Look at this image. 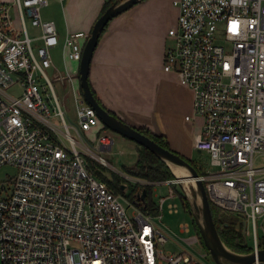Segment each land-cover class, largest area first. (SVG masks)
Here are the masks:
<instances>
[{"label": "built area", "instance_id": "obj_1", "mask_svg": "<svg viewBox=\"0 0 264 264\" xmlns=\"http://www.w3.org/2000/svg\"><path fill=\"white\" fill-rule=\"evenodd\" d=\"M172 4L177 19L167 32L163 70L192 91L193 116L202 118L193 146L215 169L201 176L209 200L245 222V245L250 223V247L257 250L259 220L264 235V0ZM46 5L0 2V168L16 170L0 186L1 264H202L198 258L209 257L207 251L197 259L185 250L163 255L159 247L168 239L156 227L161 215L115 195L88 170L87 158L110 166L82 146V134L101 152L113 144L79 91V70L66 66L80 64L89 35L65 36L60 71L52 57L56 26L41 18ZM27 19L38 35L29 33ZM54 82L71 87L77 125L67 124ZM114 172L131 184H169L159 213L176 196L175 180L150 183ZM194 237L185 242L200 243Z\"/></svg>", "mask_w": 264, "mask_h": 264}, {"label": "crops", "instance_id": "obj_2", "mask_svg": "<svg viewBox=\"0 0 264 264\" xmlns=\"http://www.w3.org/2000/svg\"><path fill=\"white\" fill-rule=\"evenodd\" d=\"M105 1H59L62 3V32L54 20L44 19L41 15L43 20L56 26L60 52L68 33L90 34ZM172 1L143 0L114 18L93 54L89 83L108 112L115 113L135 128L146 127L156 135L165 136L173 151L188 158L195 150L193 141L200 132L201 123L199 126L194 123L197 118L193 116L192 91L182 86L173 72L163 70L165 48L171 43L167 32L177 19V9ZM27 23L30 24L28 19ZM30 27L34 29L33 34L29 32L31 35L39 34V29L31 24ZM38 44L36 41L35 45ZM79 65L66 63L71 69L79 70ZM186 116L192 119L186 120Z\"/></svg>", "mask_w": 264, "mask_h": 264}, {"label": "rangeland", "instance_id": "obj_3", "mask_svg": "<svg viewBox=\"0 0 264 264\" xmlns=\"http://www.w3.org/2000/svg\"><path fill=\"white\" fill-rule=\"evenodd\" d=\"M62 3L58 0H48L47 6L43 7L41 10V15L44 19L54 20L58 29L62 32L63 30V20H62ZM64 4V3H63ZM28 31L33 34L34 29L30 27V24L27 23ZM61 47L60 44L52 51L53 62L56 64V67L62 71L63 70V62L61 58ZM51 75V72L49 73ZM54 87L64 113L65 120L68 125H77V112H76V103L74 100L73 92L71 87L67 85V87H63L59 82H54ZM183 117V116H182ZM179 120V116H177ZM196 120L194 121L195 126H199L201 123L200 131L202 128V118L196 116ZM201 120V121H200ZM55 123L58 120H53ZM108 134L111 136L113 144L111 145V149L109 152H101L97 143L90 142V137L86 134H82V139L80 143L82 146H87L91 148L93 152L103 158L108 164L109 169L112 171H118L120 174H125L127 168H130L134 165L137 159V145L115 133L112 131H108ZM71 135L74 139L79 140L77 134L71 131ZM69 145V144H68ZM90 159V158H89ZM189 160L193 163L196 168L202 169L203 171H215L212 167L210 158L205 152H198L197 150H192L190 155L188 156ZM96 163H100L97 160L90 159ZM102 164V163H100ZM103 165V164H102ZM105 172V171H104ZM16 170L13 167L4 166L0 168V186L4 184L7 180H9L12 176H14ZM111 172H108V176ZM107 174V172H105ZM130 184V183H129ZM133 185V184H131ZM186 190H188V194L195 198V193L192 184H187ZM176 188V196L172 199H167L161 206V210L159 215H161V219L156 221V227L160 229V232L163 233L168 239V241L161 245L159 249L163 252V255H168L170 253H178L181 250H185L190 253L193 257L197 259L200 257L198 254H202L206 251V249L201 245V243H196L190 246L186 241H190L194 239L197 235V232L194 228V225L191 220L190 214L184 210L178 192H180L181 188L178 184L173 186ZM170 186L169 184H160L153 186L151 195L154 204L160 207V198L168 195ZM128 193H126L127 195ZM191 198V199H192ZM177 206L176 211L171 212L170 206ZM130 212V210H129ZM248 234L246 235L247 246L250 247L252 245V226L250 223L246 226ZM257 235L259 238L263 236L261 229V221L259 220L257 225ZM200 242V239H199ZM202 264H214L210 257L207 258H198ZM1 264V259H0ZM227 264H231L228 263Z\"/></svg>", "mask_w": 264, "mask_h": 264}, {"label": "water", "instance_id": "obj_4", "mask_svg": "<svg viewBox=\"0 0 264 264\" xmlns=\"http://www.w3.org/2000/svg\"><path fill=\"white\" fill-rule=\"evenodd\" d=\"M142 1L143 0H117L109 6L94 23L85 42L79 65V86L82 90V97L84 101L95 110L100 122L106 126L108 130L143 146L161 159L170 170V165H175L182 167L187 171L189 174V181L194 183V199L188 194V190L183 186L182 181L178 179L171 170L175 176L176 183L180 186L181 191L184 193L190 204V212L193 223L197 228V234L214 264H227V262L231 264H252L255 261L264 262V248H258L257 250L242 254L230 250L223 243L212 218L209 198L204 182L195 168L188 161L178 154L159 146L149 137L140 133L135 127L110 114L93 96L89 84V71L93 54L98 45L101 33L107 24L114 18ZM123 189L125 190L126 186H123ZM144 196L145 191L142 192L140 199L143 200ZM236 227H242V235L245 240V222L238 219Z\"/></svg>", "mask_w": 264, "mask_h": 264}, {"label": "trees", "instance_id": "obj_5", "mask_svg": "<svg viewBox=\"0 0 264 264\" xmlns=\"http://www.w3.org/2000/svg\"><path fill=\"white\" fill-rule=\"evenodd\" d=\"M115 1L117 0H106L101 14L109 7L111 6ZM110 23V22H109ZM108 23V24H109ZM107 24V26H108ZM107 26L103 30L102 34L105 32ZM100 36V37H101ZM100 39V38H99ZM90 84V83H89ZM91 88V85H90ZM79 91L82 94V90L79 86ZM91 91L93 93V96L95 99L99 102L96 94L94 93L93 89L91 88ZM113 116L119 118L115 113L110 112ZM120 119V118H119ZM103 128L108 129L106 126L102 124ZM140 133L144 134L145 136L149 137L151 140L156 142L159 146L170 150L179 156H181L183 159L188 161L198 172L200 176H203L205 174V171L202 169L196 168L191 160L187 159L186 157L182 156L181 154L173 151L166 139L165 136L162 135H156L151 130H149L146 127H139L136 128ZM100 131V130H99ZM97 131V134H100V132ZM136 144V143H135ZM138 147L137 150V159L134 163V165L130 168H127L125 171V174L128 175L131 178L147 181L150 183H156V182H164V181H170L175 180V176L171 172L170 168L157 156H155L153 153H151L149 150L144 148L143 146L136 144ZM87 167L88 170L100 181L104 182L109 191L113 192L115 195H126L130 201L138 202V206L145 212H148V214L152 216H157L159 214L158 207L154 204L151 191L153 188V185H141L139 183L131 185L129 184L126 179L121 177L118 173L112 171L111 169L105 167L102 164H98L89 158H87ZM107 174H105V172ZM108 172H111L108 176ZM177 183L173 184V186H176ZM127 185L126 189H123V186ZM174 188V187H173ZM175 192H177L176 188H174ZM145 191L144 199L141 200L140 197L142 195V192ZM178 195L180 197L182 206L184 210H186L190 216V204L185 197L184 193L180 190L178 192ZM210 209L213 221L215 223L217 232L223 241V243L232 251L236 253H248L253 251L252 247H248L244 243V237L242 235V227L237 228V221L238 218L234 216V214L230 211L224 210L220 207H218L216 204H214L212 201L209 200ZM192 220V216H191ZM193 223V220H192ZM194 225V223H193ZM194 228L197 232V228L194 225ZM200 239V238H199ZM200 243L203 246V243L200 239ZM204 247V246H203ZM258 248H264V235L258 239Z\"/></svg>", "mask_w": 264, "mask_h": 264}, {"label": "bare ground", "instance_id": "obj_6", "mask_svg": "<svg viewBox=\"0 0 264 264\" xmlns=\"http://www.w3.org/2000/svg\"><path fill=\"white\" fill-rule=\"evenodd\" d=\"M170 166L174 175L182 181V184L185 188L188 186L187 184H192L193 186L194 183L189 181V177H188L189 174L184 168L175 165H170Z\"/></svg>", "mask_w": 264, "mask_h": 264}]
</instances>
